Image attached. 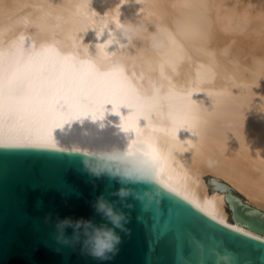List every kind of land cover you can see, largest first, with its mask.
Segmentation results:
<instances>
[{
	"label": "bare ground",
	"instance_id": "obj_1",
	"mask_svg": "<svg viewBox=\"0 0 264 264\" xmlns=\"http://www.w3.org/2000/svg\"><path fill=\"white\" fill-rule=\"evenodd\" d=\"M45 49L33 79L81 87L89 99L61 104L50 138L0 115V141L92 150L147 141L164 186L264 239L204 177L264 211V0H0V69H23ZM103 96L115 107L93 102ZM89 113L101 120H73Z\"/></svg>",
	"mask_w": 264,
	"mask_h": 264
},
{
	"label": "water",
	"instance_id": "obj_2",
	"mask_svg": "<svg viewBox=\"0 0 264 264\" xmlns=\"http://www.w3.org/2000/svg\"><path fill=\"white\" fill-rule=\"evenodd\" d=\"M3 143L26 146L0 144V264H264L263 238L221 224L164 184L159 203L143 209L129 197L134 207H123L111 195L121 187L118 181L85 170V156L77 149L89 148ZM204 177L214 189L228 190L225 198L239 225L264 235V211L245 202L221 179ZM101 195L130 214V233L117 229L122 237L119 252L107 260L83 254L80 244L64 246L53 238L57 221L67 217L106 222L93 208ZM72 234L67 228L66 235Z\"/></svg>",
	"mask_w": 264,
	"mask_h": 264
},
{
	"label": "clouds",
	"instance_id": "obj_3",
	"mask_svg": "<svg viewBox=\"0 0 264 264\" xmlns=\"http://www.w3.org/2000/svg\"><path fill=\"white\" fill-rule=\"evenodd\" d=\"M121 31L127 35L125 29H121ZM108 104L115 107V104L109 101L105 108ZM117 114L121 115V113ZM89 116L93 120H101L94 119L90 113L78 116L73 120ZM66 122L68 121H65L64 124ZM63 125H57L55 128ZM77 151L83 152L85 156L84 168L89 174L97 178L107 176L121 184V187L111 195L118 197L123 207L128 209L134 207L132 203L128 202L129 197L139 201L143 209L164 199V192L161 188L164 182L160 177V161L153 154L152 147L147 141H137L133 144V139H130L124 148L113 146L95 150L77 149ZM93 208L106 222L97 224L93 220L83 217L76 220L67 217L57 221L53 238L58 244L64 246L75 247L80 244L82 253L93 258L111 259L119 252L118 246L122 242V237L117 229L120 232L130 233V229L126 227L130 221V214L123 211V208L118 209L103 195L97 198ZM50 219L51 214L45 217V222H49ZM67 228L73 229V234L70 237L66 235Z\"/></svg>",
	"mask_w": 264,
	"mask_h": 264
},
{
	"label": "snow or ice",
	"instance_id": "obj_4",
	"mask_svg": "<svg viewBox=\"0 0 264 264\" xmlns=\"http://www.w3.org/2000/svg\"><path fill=\"white\" fill-rule=\"evenodd\" d=\"M48 50L41 53H34L29 57V62L22 69L19 64L10 63L7 70L0 69V115H6L8 121H23L27 127L37 135L47 134L50 138L51 128L55 126V121L61 118V113L57 111L61 104L75 108L82 107V101L89 99L88 93L81 87H70L64 89L55 80L47 83L37 82L30 72L31 62L35 57L41 56ZM72 57H63L62 61L74 60ZM92 67L91 65H89ZM62 97V100H58ZM111 101L116 103L112 96L98 97L95 103L102 106L103 103ZM4 147H23L21 143H3ZM35 146H49L38 144ZM223 224V221H220ZM235 231L239 232V229ZM247 235V233H242Z\"/></svg>",
	"mask_w": 264,
	"mask_h": 264
}]
</instances>
